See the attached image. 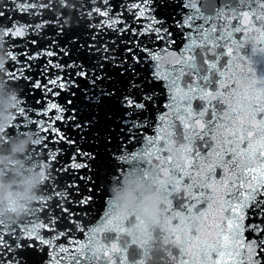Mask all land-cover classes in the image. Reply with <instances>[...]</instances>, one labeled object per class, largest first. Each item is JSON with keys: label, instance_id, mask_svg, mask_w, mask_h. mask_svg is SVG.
Masks as SVG:
<instances>
[{"label": "snow or ice", "instance_id": "obj_1", "mask_svg": "<svg viewBox=\"0 0 264 264\" xmlns=\"http://www.w3.org/2000/svg\"><path fill=\"white\" fill-rule=\"evenodd\" d=\"M79 7L82 27L71 30L55 14L51 0L16 4L17 11L32 17L45 11L52 14L35 24L9 20L0 10V25L8 21L0 26L5 38L31 32L35 36L27 43L48 45L26 54L29 61L57 55L53 44L68 58L64 64L48 60L39 70L41 76L46 77L49 67L71 69L48 78L46 84L23 77L33 89L41 90L42 98L34 101L40 107L29 109L19 99L13 119L19 115L23 127L36 126L35 145L47 149L44 165L52 183L46 185L49 190L37 201L39 207L30 211L32 219L27 223L10 227L0 223V264H29L25 255L35 257L45 246L53 247V239L70 236L73 230L85 233L87 240L73 242L75 254L57 246L68 253V264H221L225 256L232 258V264H264V78H257L248 58L246 71H237L241 64L236 61H245L240 55L245 43L235 38L236 33L246 34L252 53L264 55V47H257L258 42L264 45V0H222L219 6L213 0H82ZM140 21L147 23L137 26ZM53 22L58 32L47 40L44 29ZM105 27L111 31L101 39ZM185 29L187 42L177 66L162 72V62L176 58L169 47L177 43L178 33L185 35ZM154 44L169 47L155 51ZM224 49L230 59L222 64ZM6 55L19 62L12 51ZM5 75L17 80L23 72L7 70ZM49 85L65 93L62 103L48 98L60 95ZM157 89L169 92L165 107L171 118L169 113L161 114L156 135L145 137L146 146L134 151L127 145L139 142L141 131L153 119L159 106ZM53 110L55 114L49 116ZM29 111L48 119H33ZM57 121L65 123L66 130L56 127ZM19 127L14 123L8 132L15 134ZM51 134V142L59 147H48ZM114 141L118 143L109 152ZM67 149L72 163L62 171L87 169L91 164L107 168L116 180L131 171L145 182H154L165 201L158 219L145 222L138 206L126 211L109 199L102 223L86 227L81 216L94 202L93 187L81 190L72 183L58 189L52 176V162ZM77 157L87 162H77ZM113 159L118 161L116 167ZM218 169L222 176L218 177ZM71 189L76 190L80 215L68 205ZM203 204L209 210L218 205L219 223H206ZM38 212H44L46 222ZM61 220L64 228L56 231ZM43 228L56 232L55 237L43 236L39 231ZM202 232L207 237L214 232L215 239L202 237ZM55 255L54 251L49 264H60Z\"/></svg>", "mask_w": 264, "mask_h": 264}, {"label": "water", "instance_id": "obj_2", "mask_svg": "<svg viewBox=\"0 0 264 264\" xmlns=\"http://www.w3.org/2000/svg\"><path fill=\"white\" fill-rule=\"evenodd\" d=\"M21 0H0V10L5 11L9 20L15 19L21 23H39L44 19H51V13L45 11L42 16L32 17L27 13H23L16 10V4L20 3ZM27 2V0H24ZM51 2L55 5L54 12L56 15L60 16L64 27L68 30L72 28H80L82 27V20L80 18V5L82 0H51ZM131 0H123V3H130ZM213 2L219 6L222 3V0H213ZM180 10L177 9V12ZM104 19L101 17H97V20ZM92 23H96V20H93ZM147 21L138 22L137 26L140 24H146ZM199 23V21H198ZM222 23V21H221ZM236 23V21H233ZM8 21H4L0 26H6ZM44 31L47 33V40L54 39V32H58V29L53 22V26L49 28L45 26ZM110 29L105 27L104 35L101 39H106L110 34ZM99 32V30H98ZM185 35L181 36L179 33L177 34V43L175 45H171L170 47L165 44H160L159 47H156L154 44V50L160 51L161 48L169 47L170 51L176 52V58H166L164 62H162L161 71L168 72L171 71L172 67H176V59L179 57L180 53L183 51L184 43H186V36L188 34V30H184ZM195 36V31L193 30L191 33ZM88 33L85 32V36ZM251 35V34H247ZM35 36V33H31L25 37H16V38H5L7 43L4 45V55H6V51H12L17 57L19 62H13L12 60L7 58V63L4 65L5 71H0V181L4 183L11 184V190L13 193L19 190L18 185L23 182L29 181L30 179H34L36 181V185L33 189L35 200L27 202V207L25 208V214L22 219L19 220L18 223H9L3 220L5 215L13 214L14 209L17 207V201L15 197H10L6 202H0V223L4 225L13 226H22L24 223H27L32 217L29 215L30 211L33 208H38V200L41 199L42 193L48 191L46 188L47 184H51L52 181L48 180V170L44 165L45 157L47 154V149H44L42 145H35L36 139V126L29 125L28 127H23V117L17 115L14 120L13 117L15 112L19 106V99H22L23 106L31 109L33 107L39 108L40 105L34 104L35 100H40L42 98V92L39 89H33L30 80H26L23 77H31L32 79H40L42 84L47 83L48 78H55L57 75H65L70 72L71 69L64 68L63 71L57 69L55 67H49L48 72L45 76L40 75V68L47 64L48 60L53 61V63L59 62L64 64L68 61L67 57H63L62 54H59V49L53 44L52 50L57 53V55H53L52 57H41L40 59L31 60L27 59L26 54H32L37 51V48H44L48 45L45 42H41L37 46H33L26 41L30 40ZM235 38L241 42L245 43V46L240 50V55L245 56V61L241 62L239 60L236 61L237 64H241V68L237 69L239 72L246 71L244 68V64L247 63V58L250 61L251 67L257 75V78H264V55L262 54H253L252 53V44L249 40H246V34L236 33ZM14 44L15 47H10V45ZM257 47H264L259 42L257 43ZM230 57L228 56V50L224 49V55L221 57V63L225 64ZM31 65V67H29ZM20 69L23 72V76L17 80H11L8 78L5 73L7 70L14 71ZM19 75V73H17ZM164 82L162 81L161 84ZM231 83V82H229ZM52 88L53 92H60L59 96H52L49 94V99L54 102H63V98L65 96L64 92H61L60 89L56 88L54 85H49ZM159 93L158 97V109L155 113H153V119L150 121L146 130H142L140 135L138 136L137 141H133L131 144H128L127 147L134 150L140 151L144 148L145 145V137L155 136L158 128L160 127L159 116L161 114L169 113V119L171 118L170 110L165 107L167 103H169L168 97L169 92L167 89L161 90L157 89ZM6 102L10 104L9 107H6ZM195 106V102H194ZM55 112L53 110L52 113H49V116L54 115ZM28 115L33 119H48V117H36L35 113L32 111L28 112ZM14 123L21 125L18 129H16L15 134H11L8 132V129ZM56 127L61 130H66V125L63 122L57 121ZM11 131V130H10ZM41 135H49L46 133H40ZM54 134L50 135L48 147L55 148L60 145L54 144L51 142ZM26 143V147H21ZM82 146L87 149V143L81 142ZM91 143V142H89ZM118 142H113V145L109 147V152L114 150L115 144ZM67 147V146H65ZM102 155L103 150L101 149ZM77 162H87L83 157H77ZM72 163L71 161V149H67L61 153L57 160L52 162V167L55 171L52 172V176L57 181L56 187L58 189H63L65 185H69L75 183L79 186L81 190L93 187L96 195L94 198V202L91 205L90 210L86 215L81 216V221L86 227L96 226L102 223L104 219V213L109 211V207L107 205V201L110 199L114 203V193L115 191H122L125 187V182L134 180L137 177L141 176L135 172H125L119 180L115 178H111V175L107 168L101 167H93L89 166L87 169H75L70 168L67 172L62 171L61 169L68 167ZM112 166L116 167L118 161L113 159L111 161ZM153 163H156L153 157ZM147 166V165H145ZM127 167L126 165L124 166ZM119 170V169H117ZM217 175L222 176V170H217ZM80 177H90L91 181L88 179H80ZM142 179V178H141ZM187 180V177H185ZM94 185H98V187H94ZM84 194H87L86 192ZM103 197V199H102ZM77 198V193L75 189H71V195L68 198V205L72 208H75L77 211V215H80V209L75 204V199ZM177 202L174 201L173 208L174 210H178L176 207ZM200 207L208 212V217L206 223L211 225L214 223H219L218 218V205H214L213 209L209 210L206 204L200 205ZM49 216L52 215L51 212L48 213ZM37 216L41 221L46 222L47 217H45L44 212H38ZM177 221L172 222V226H175ZM163 227V225H161ZM64 222L61 220L58 222V227L56 231L63 230ZM40 233L46 238L52 239L55 237L56 232L49 231L47 228L39 229ZM139 234V233H137ZM202 237L207 239H215V233L211 237H207L204 233H201ZM8 239V237H6ZM87 240V236L85 233L80 232L79 230H73L70 236H61L58 239H53V247L45 246L44 252L37 251L35 257H29L25 255L23 259L28 261L29 264H49L50 259L53 257V252L55 251V259L60 261V264H68V253H61L59 251V245L67 247L69 249V253L75 254V250L78 242H84ZM9 242H11L9 240ZM77 242V243H73ZM39 243V242H37ZM31 251V250H29ZM175 252L176 250L173 249ZM215 255V254H214ZM191 260V257H189ZM221 264H232V258L225 256L221 259Z\"/></svg>", "mask_w": 264, "mask_h": 264}, {"label": "clouds", "instance_id": "obj_3", "mask_svg": "<svg viewBox=\"0 0 264 264\" xmlns=\"http://www.w3.org/2000/svg\"><path fill=\"white\" fill-rule=\"evenodd\" d=\"M5 37L0 32V71H5L4 65L7 57L4 55ZM10 104L6 102V107ZM21 147H26V143ZM36 185L34 179L18 185L19 190L15 193L11 190L10 183L0 181V202H6L10 197H15L17 207L13 214L5 215L3 220L9 223H18L25 214L27 202L35 200L33 189ZM139 195V199H138ZM114 203L120 205L122 210L130 211L139 207L140 216L145 222H152L160 216L165 201L163 196L157 191L154 182H145L140 177L126 181L122 191H115Z\"/></svg>", "mask_w": 264, "mask_h": 264}]
</instances>
